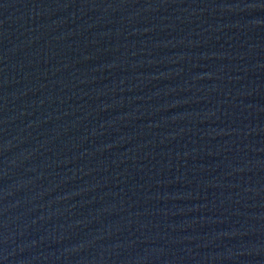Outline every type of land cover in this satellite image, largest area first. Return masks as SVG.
Masks as SVG:
<instances>
[{
    "label": "water",
    "instance_id": "1",
    "mask_svg": "<svg viewBox=\"0 0 264 264\" xmlns=\"http://www.w3.org/2000/svg\"><path fill=\"white\" fill-rule=\"evenodd\" d=\"M0 264H264V0H0Z\"/></svg>",
    "mask_w": 264,
    "mask_h": 264
}]
</instances>
